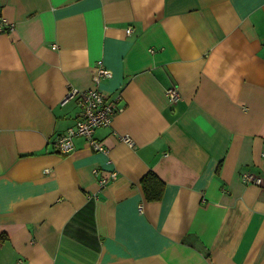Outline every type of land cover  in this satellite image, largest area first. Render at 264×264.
Masks as SVG:
<instances>
[{
    "label": "crops",
    "instance_id": "0c3cea01",
    "mask_svg": "<svg viewBox=\"0 0 264 264\" xmlns=\"http://www.w3.org/2000/svg\"><path fill=\"white\" fill-rule=\"evenodd\" d=\"M0 7V264H264V0ZM100 65L121 95L95 130L106 150L77 136L61 153L80 115L66 93ZM150 170L162 199L143 193Z\"/></svg>",
    "mask_w": 264,
    "mask_h": 264
},
{
    "label": "built area",
    "instance_id": "2783aa9c",
    "mask_svg": "<svg viewBox=\"0 0 264 264\" xmlns=\"http://www.w3.org/2000/svg\"><path fill=\"white\" fill-rule=\"evenodd\" d=\"M14 29V24L11 20L7 19L6 16L2 14L0 7V33L1 31H10ZM132 27H128L127 31L130 33L132 31ZM153 51V49H151ZM98 70L93 76L94 86L78 90L72 88L69 90L67 95L64 98V101H68L70 99L75 98L78 102V106L80 107V115L76 118V122L74 125L68 127L65 131L60 133L55 139V145L57 150L61 153L67 154L70 153L75 145L74 139L77 136H83L87 138L90 142L91 146L96 150H106L105 146L101 144V141L95 138V130L109 126L112 122L113 114L119 110L118 103L121 99V95L117 92V94L112 97L107 96L102 89L99 87L101 79L108 78L112 75V70L108 67H104V65L97 66ZM167 94L170 100H176L180 92L176 88L167 89ZM125 142L129 144H133V140L130 136H123ZM264 150V149H263ZM264 155V151H263ZM95 172H99L96 168ZM244 178L247 181H253L260 183L262 178L260 176H256L252 173H244ZM118 177V172L116 170L110 171L107 176L102 177L99 182L102 186L110 182V180H115Z\"/></svg>",
    "mask_w": 264,
    "mask_h": 264
},
{
    "label": "trees",
    "instance_id": "16d2710c",
    "mask_svg": "<svg viewBox=\"0 0 264 264\" xmlns=\"http://www.w3.org/2000/svg\"><path fill=\"white\" fill-rule=\"evenodd\" d=\"M140 180L146 199H162L165 182L160 180V177L154 171H148Z\"/></svg>",
    "mask_w": 264,
    "mask_h": 264
}]
</instances>
